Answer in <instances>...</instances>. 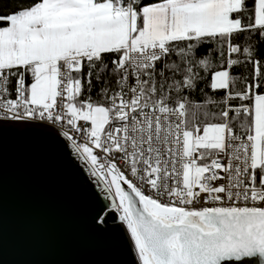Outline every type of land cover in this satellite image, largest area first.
Returning <instances> with one entry per match:
<instances>
[{
	"label": "snow or ice",
	"instance_id": "obj_1",
	"mask_svg": "<svg viewBox=\"0 0 264 264\" xmlns=\"http://www.w3.org/2000/svg\"><path fill=\"white\" fill-rule=\"evenodd\" d=\"M13 129L102 198L107 264H264V0H0Z\"/></svg>",
	"mask_w": 264,
	"mask_h": 264
},
{
	"label": "water",
	"instance_id": "obj_2",
	"mask_svg": "<svg viewBox=\"0 0 264 264\" xmlns=\"http://www.w3.org/2000/svg\"><path fill=\"white\" fill-rule=\"evenodd\" d=\"M0 138V264H107L114 257L89 233L102 198L83 188L46 146L42 131Z\"/></svg>",
	"mask_w": 264,
	"mask_h": 264
}]
</instances>
